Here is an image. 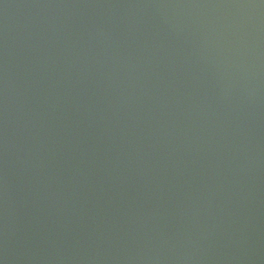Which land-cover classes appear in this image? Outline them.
I'll return each mask as SVG.
<instances>
[{
  "label": "water",
  "instance_id": "1",
  "mask_svg": "<svg viewBox=\"0 0 264 264\" xmlns=\"http://www.w3.org/2000/svg\"><path fill=\"white\" fill-rule=\"evenodd\" d=\"M0 264H264V0H0Z\"/></svg>",
  "mask_w": 264,
  "mask_h": 264
}]
</instances>
